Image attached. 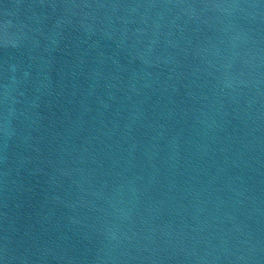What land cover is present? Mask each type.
Returning a JSON list of instances; mask_svg holds the SVG:
<instances>
[{"label": "water", "instance_id": "water-1", "mask_svg": "<svg viewBox=\"0 0 264 264\" xmlns=\"http://www.w3.org/2000/svg\"><path fill=\"white\" fill-rule=\"evenodd\" d=\"M0 264H264V0H0Z\"/></svg>", "mask_w": 264, "mask_h": 264}]
</instances>
